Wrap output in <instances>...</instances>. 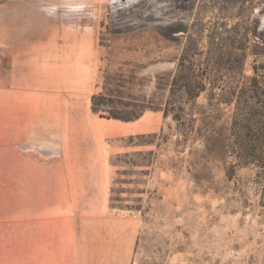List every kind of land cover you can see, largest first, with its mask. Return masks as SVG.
<instances>
[{"label": "rangeland", "instance_id": "374dc122", "mask_svg": "<svg viewBox=\"0 0 264 264\" xmlns=\"http://www.w3.org/2000/svg\"><path fill=\"white\" fill-rule=\"evenodd\" d=\"M11 49L87 67L94 94L130 102L106 112L143 110L103 147L110 211L137 221L128 264H264V0H0ZM178 74L205 90L172 93Z\"/></svg>", "mask_w": 264, "mask_h": 264}, {"label": "crops", "instance_id": "0c3cea01", "mask_svg": "<svg viewBox=\"0 0 264 264\" xmlns=\"http://www.w3.org/2000/svg\"><path fill=\"white\" fill-rule=\"evenodd\" d=\"M27 54L0 56V264H128L137 221L110 211L103 152L124 122L92 112L87 67Z\"/></svg>", "mask_w": 264, "mask_h": 264}, {"label": "trees", "instance_id": "16d2710c", "mask_svg": "<svg viewBox=\"0 0 264 264\" xmlns=\"http://www.w3.org/2000/svg\"><path fill=\"white\" fill-rule=\"evenodd\" d=\"M184 31V30H183ZM213 53L214 49H210L208 51V53ZM185 62V51L182 53L180 60H179V65H180V71L182 68H185L184 65ZM179 74L174 76L171 82V87L172 88V93L173 90L174 91H183L184 94L189 95V96H194L199 94L201 91L205 90V79L202 78H195V79H190V81H186V82H182L180 83V87L178 89V82H179ZM171 98H168L165 102V108H164V113L169 114L173 113V119L180 123L182 122V107L178 106L177 107L170 101ZM117 102V103H121L123 105H127L130 102L129 101H123L120 97L118 96H112V95H105V94H93L92 98H91V109L92 112L94 114H97L99 116H104L107 118H113V119H118V120H122V121H131V120H135L137 119L143 112V110H139L137 112H133L131 114L128 115H122L120 113H116V112H111L109 111L110 109H107V112L104 111L103 109H100V106H107L108 108H112L110 104ZM172 110V111H170ZM176 110V111H175ZM193 130V129H192ZM191 130V131H192ZM197 132V131H196ZM183 134V132H182ZM198 134L199 131H198ZM129 138H133L132 136H130ZM203 140H204V144L205 146L209 147V146H215L218 147L220 146L221 148L224 149V147H228V141L229 138L228 136H226L224 131H208L206 135H203ZM110 202H111V198H110Z\"/></svg>", "mask_w": 264, "mask_h": 264}, {"label": "water", "instance_id": "95a60500", "mask_svg": "<svg viewBox=\"0 0 264 264\" xmlns=\"http://www.w3.org/2000/svg\"><path fill=\"white\" fill-rule=\"evenodd\" d=\"M40 150H41V151H46V149H42V148H41Z\"/></svg>", "mask_w": 264, "mask_h": 264}]
</instances>
